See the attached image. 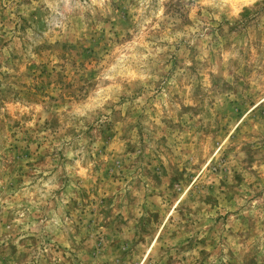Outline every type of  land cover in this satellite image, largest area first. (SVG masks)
I'll return each mask as SVG.
<instances>
[{
	"label": "rangeland",
	"instance_id": "rangeland-1",
	"mask_svg": "<svg viewBox=\"0 0 264 264\" xmlns=\"http://www.w3.org/2000/svg\"><path fill=\"white\" fill-rule=\"evenodd\" d=\"M0 264H264V0H0Z\"/></svg>",
	"mask_w": 264,
	"mask_h": 264
}]
</instances>
